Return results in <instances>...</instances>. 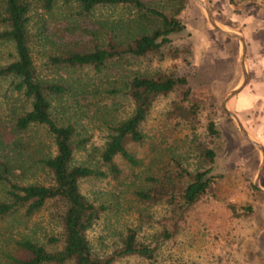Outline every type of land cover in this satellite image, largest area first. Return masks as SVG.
I'll return each mask as SVG.
<instances>
[{
	"label": "rangeland",
	"instance_id": "1",
	"mask_svg": "<svg viewBox=\"0 0 264 264\" xmlns=\"http://www.w3.org/2000/svg\"><path fill=\"white\" fill-rule=\"evenodd\" d=\"M144 1L181 19L183 31L174 34L160 53H122L108 60L100 72L90 67L54 66L46 62L49 54L57 52L55 43L88 48L108 39L127 40L144 27L133 8L125 3L104 4L80 14L76 4L57 0L49 12L35 7L33 1L28 12L32 36L29 47L38 76L71 77L86 87L80 94L64 93L52 104L57 119L69 117L79 135L86 137L83 146L73 151L72 162L105 172L104 176L82 177L78 184L81 193L103 205L86 230L91 250L97 254L109 252L127 227L134 228L136 237L145 241L152 239V233L161 232L170 205L140 200L134 190L145 188L146 176L156 174L158 166L169 156L176 157L190 170L204 166L207 162L202 150L208 147L214 152L212 171L220 174L215 184L185 211L171 237L158 239L153 258L126 256L113 264H262L264 193L250 186L260 154L242 137L220 104L222 93L236 84L240 75L238 40L213 28L195 0ZM204 1L222 27L243 35L250 75L261 79L264 0ZM12 54L11 44L0 40V63L11 59ZM155 72H181L186 76L188 99L197 105L196 117L191 122L181 118L175 122L169 116L170 100L178 96L180 88L156 96L138 125L142 141L129 144L139 163L130 166L116 156L113 160L119 172L112 175L99 159L106 125L124 118L132 109L125 80L133 73ZM240 101L241 98L237 100ZM27 107L28 100L12 87L11 78L0 77V159L7 158L16 170H21V182H48L50 175L37 158L53 153L51 135L42 125H30L24 131L13 128L14 116ZM239 114L242 125L249 126V113L240 109ZM208 120L215 123L216 134L206 131ZM262 137L259 139L264 141V134ZM1 191L0 186V195ZM230 204L250 205L252 211L235 215L228 207ZM50 210L47 204L25 218L14 213L0 219V264H6L4 254L15 250L13 241L20 236L40 243H45L48 235L59 236V225Z\"/></svg>",
	"mask_w": 264,
	"mask_h": 264
},
{
	"label": "trees",
	"instance_id": "2",
	"mask_svg": "<svg viewBox=\"0 0 264 264\" xmlns=\"http://www.w3.org/2000/svg\"><path fill=\"white\" fill-rule=\"evenodd\" d=\"M43 12H49L57 0H0V40L11 44L12 58L0 63V77L9 76L12 87L28 100V107L21 109L13 118V128L24 131L30 125H42L51 135L53 153L39 156L37 161L50 175L48 182L19 180L21 170L7 158L0 159V219L6 215L19 213L28 217L49 204L50 213L59 225V236H46L45 243L20 236L13 241L15 250L6 252V264H113L126 256H139L146 259L154 257L158 239L171 237L179 219L209 187L215 184L220 174L212 171L214 152L204 148L202 156L205 164L192 170L181 165L174 156L158 166L156 174L147 175L145 188L134 190L137 198L147 202L164 201L169 211L164 217L161 232L152 233V239L139 240L136 231L127 227L109 252L97 254L91 250L86 235L87 228L98 217L102 204L95 203L79 190V180L85 176H104L99 168L84 163H73L72 154L83 146L86 137L79 135L75 122L69 117L55 116L52 100L62 94L82 92L83 83L75 78L61 75L43 78L36 73L31 59L29 42V15L32 2ZM74 3L80 14L89 13L95 6L125 3L136 12L144 27L130 35L125 41L108 39L92 44L88 48L55 43L57 52L49 54L48 65L65 67H90L100 72L107 61L122 53L141 56L160 53L174 34L183 31L184 22L174 15H167L144 0H62ZM174 55V54H173ZM78 83V85H76ZM81 85V87H80ZM132 109L124 118L106 125L107 133L99 151L102 164L116 175L119 172L114 157H119L130 166L139 163V158L129 144L142 141L138 125L147 114L152 101L158 95L180 88L177 97L170 100L169 116L178 122L194 121L197 105L188 99L189 88L186 76L181 72H155L154 74L133 73L124 82ZM243 126H246L243 124ZM205 129L216 134L218 129L208 120ZM252 188H256L250 183ZM257 189V188H256ZM229 209L235 215L252 211L250 205ZM158 234V235H157Z\"/></svg>",
	"mask_w": 264,
	"mask_h": 264
},
{
	"label": "crops",
	"instance_id": "3",
	"mask_svg": "<svg viewBox=\"0 0 264 264\" xmlns=\"http://www.w3.org/2000/svg\"><path fill=\"white\" fill-rule=\"evenodd\" d=\"M244 42H245V65H246V71H247L246 80H245L244 85L237 92H235L234 94H232L231 96H229L227 98L226 106L237 115L239 120H241L240 114H239L240 109L243 112L247 111L249 113V117H250L249 126H244V128L257 141H259L264 148V141L259 139V137H261L263 139L262 135L264 134V86H263L264 85V70H261V75H262L261 79H260V77H258L257 79L252 78V76L250 75L251 72L249 71V66H248V57L246 55V49L247 48H246L245 39H244ZM238 43H239V41H238ZM239 48H240V44H239ZM237 58H238V56H237ZM238 64H239V60H238ZM260 65L263 66L261 62H260ZM239 68H240V64H239ZM240 75H241V69H240ZM240 75H239L237 83L234 84L233 86H231L230 88H233L234 86H236L239 83ZM262 81H263V85L261 84ZM239 98H241V101L237 102V100ZM244 115H246V114H244ZM259 160H260V158H259ZM254 172H255V170H254ZM253 175H254V173H253ZM252 178H253V176H252ZM251 181H252V179H251ZM258 182H259L260 186L264 187V165H263V168H262L261 173L259 175ZM258 190L261 191L260 189H258ZM261 192L264 193V191H261ZM251 237L252 236H250V238ZM262 238H264V235L262 236ZM250 249H251L252 253H254V248L252 245L250 246ZM262 253L263 254L261 255V260H262V264H263V262H264V249H263Z\"/></svg>",
	"mask_w": 264,
	"mask_h": 264
},
{
	"label": "water",
	"instance_id": "4",
	"mask_svg": "<svg viewBox=\"0 0 264 264\" xmlns=\"http://www.w3.org/2000/svg\"><path fill=\"white\" fill-rule=\"evenodd\" d=\"M198 5L200 6L202 12L204 13L206 19L208 20V22L211 24V26L213 28H215L217 31L221 32L222 34L229 36V37H233L236 38L239 41L240 44V48H239V52H238V60H239V64H240V69H241V75H240V81L239 83L234 86L233 88H230L228 90H226L221 98H220V104L222 106V108L226 111V113L228 114V116L231 118V120L234 122V124L236 125L238 131L240 132V134L242 135V137L247 140L248 142H250L251 144H253L259 154H260V160L259 163L255 169L253 178H252V183L261 191H264V187L259 185L258 182V178L259 175L261 173V170L263 168L264 165V148L262 146V144L257 141L242 125V123L240 122V120L238 119L237 115L230 110L227 106H226V100L229 96H231L232 94H234L235 92H237L245 83L246 80V75H247V71H246V65H245V42H244V38L243 35L236 30H230V29H226L224 27H222L219 22L216 20V18L211 14L206 2L204 0H195Z\"/></svg>",
	"mask_w": 264,
	"mask_h": 264
}]
</instances>
